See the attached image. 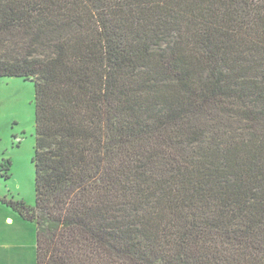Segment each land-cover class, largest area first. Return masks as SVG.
I'll use <instances>...</instances> for the list:
<instances>
[{
    "label": "trees",
    "instance_id": "16d2710c",
    "mask_svg": "<svg viewBox=\"0 0 264 264\" xmlns=\"http://www.w3.org/2000/svg\"><path fill=\"white\" fill-rule=\"evenodd\" d=\"M0 78L36 264H264V0H0Z\"/></svg>",
    "mask_w": 264,
    "mask_h": 264
},
{
    "label": "rangeland",
    "instance_id": "374dc122",
    "mask_svg": "<svg viewBox=\"0 0 264 264\" xmlns=\"http://www.w3.org/2000/svg\"><path fill=\"white\" fill-rule=\"evenodd\" d=\"M35 122L34 80L0 78V198L13 202L16 208L0 202V239L24 245L33 259L36 226L17 211L27 215L35 209ZM8 218L12 219L10 224Z\"/></svg>",
    "mask_w": 264,
    "mask_h": 264
},
{
    "label": "crops",
    "instance_id": "0c3cea01",
    "mask_svg": "<svg viewBox=\"0 0 264 264\" xmlns=\"http://www.w3.org/2000/svg\"><path fill=\"white\" fill-rule=\"evenodd\" d=\"M7 221L10 224L12 219L8 218ZM6 239L8 240V238L0 239V264H27V261L29 264L37 263V240L35 243L36 250L33 259L30 258V249L26 250L24 245H11L10 242L8 243L10 240L7 241ZM27 257L29 258L28 260ZM31 259L34 260V262H32Z\"/></svg>",
    "mask_w": 264,
    "mask_h": 264
}]
</instances>
